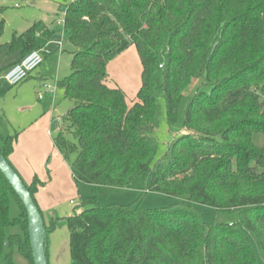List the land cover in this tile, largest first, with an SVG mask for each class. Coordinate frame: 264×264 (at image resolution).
Wrapping results in <instances>:
<instances>
[{
	"label": "trees",
	"instance_id": "16d2710c",
	"mask_svg": "<svg viewBox=\"0 0 264 264\" xmlns=\"http://www.w3.org/2000/svg\"><path fill=\"white\" fill-rule=\"evenodd\" d=\"M64 12L74 51L72 73L58 86L75 105L54 143L64 160L76 155L75 183L130 189L142 178L145 193L175 203L144 210L90 197L47 223L35 198L41 182L23 181L45 222L48 261L49 235L61 226L70 264H257L255 250L264 260V147L253 142L264 135V0H73ZM38 28L15 36L10 51L22 59L43 51L53 35ZM131 47L142 76L129 107L124 91L109 86L108 66ZM186 96L185 133L157 160L161 101L171 127ZM18 135L0 147L16 172ZM12 200L22 212L13 220ZM197 205L238 221L206 225ZM15 228L21 233L9 235ZM15 250L34 264L26 210L0 172V263L15 264Z\"/></svg>",
	"mask_w": 264,
	"mask_h": 264
},
{
	"label": "rangeland",
	"instance_id": "374dc122",
	"mask_svg": "<svg viewBox=\"0 0 264 264\" xmlns=\"http://www.w3.org/2000/svg\"><path fill=\"white\" fill-rule=\"evenodd\" d=\"M72 2L73 0H0V25L4 21V29L0 34V63L7 61V44L13 41L18 32H26L35 24H40V28L48 27L53 35L52 39L64 43L65 52L60 62L57 60L58 54L48 56L45 61L49 65L52 64L53 67L46 83L51 89L56 88V93L44 94L45 97L42 101L38 100L36 91L30 94L28 105L30 104L31 111L36 114L33 129L17 132L19 133L18 140H22V143H25L29 149L27 154V158L31 161L29 168L36 169L37 176L35 175V177L42 184L35 196L37 204L47 223H50L52 217L65 218L71 216L82 205V199L90 197H96L101 206H132L144 210H160L171 207L175 200L168 196L145 193L142 178L135 180L130 189H99L95 191L89 185L77 186L71 173V165L74 163L76 155H72L70 160L66 161L55 146L54 142L61 126L58 119L65 117L75 105L65 99L64 90L58 86L72 73L70 64L74 49L69 43L63 24L64 11ZM59 22L62 25H59ZM62 34L64 35L62 36ZM3 50L5 51L2 52ZM108 74L109 86L121 88L126 94L127 105L131 107L141 87L142 65L137 50L131 47L122 56L111 62L108 66ZM18 88L10 87L6 82L1 81L0 137L6 138L7 134L12 132L8 120L11 117L9 114L13 112L12 109L16 110L19 106L15 96ZM188 100L189 96H186L182 101L178 122L171 127L168 125L165 106L161 101L163 106L161 124L156 133L159 144L157 160L164 157L168 144L172 142L175 136L185 133L183 126L184 111ZM15 134L16 132L13 131L12 135ZM253 142L255 146L263 148L264 135H254ZM2 144L0 141V147ZM21 178L26 184L31 183L22 176ZM71 201L75 204L70 205ZM195 208L201 221L206 225L232 224L238 221V214L217 212L213 208L199 205ZM21 213L17 202L12 200L11 220L21 216ZM17 233L21 232L16 228L8 231L9 235ZM69 236L66 226L57 228L49 235L48 255L50 264H70ZM255 255L257 264H264V260L256 250ZM14 262L15 264H28L18 250L14 251ZM0 264L6 263L2 261Z\"/></svg>",
	"mask_w": 264,
	"mask_h": 264
},
{
	"label": "crops",
	"instance_id": "0c3cea01",
	"mask_svg": "<svg viewBox=\"0 0 264 264\" xmlns=\"http://www.w3.org/2000/svg\"><path fill=\"white\" fill-rule=\"evenodd\" d=\"M44 32H50L48 27H46V26L41 27L37 31V34H38V36H40ZM23 33L18 32L16 34V36H19ZM59 43H61V42L55 41L54 38L51 40V42L43 50L44 55H45L44 63L25 82H23L21 85L17 86L19 88L17 89V93L15 96H16V99H18L17 101L19 102V106L17 107L16 110L12 109L13 112L9 114L11 117L9 118L8 122L11 125L12 132L8 133L7 137L12 136L13 131H15L17 133V132H21V131L26 132V131L30 130V128L33 129V126H34L33 123H34V120L36 119L34 117L36 114H34L31 111L30 104L28 105V100H29L30 94L35 93V91L37 92L36 94H37V97L39 100V95L43 92V86L45 84H47L46 81H48V76H50L52 71H53L52 64L49 65V64L45 63L48 56H52L53 54H58L59 57L57 58V60L60 62L61 57L63 56V53L65 52V49L63 47V50L60 52ZM7 45H8L7 61L5 63H3V62L0 63V90H1V81H4L2 79L3 75L12 66L19 63L23 58L22 53L20 51L11 52L10 51V44H7ZM4 51L5 50H3L2 52H4ZM51 91L52 92H49V93L55 94L56 88L51 89ZM0 93H1V91H0ZM46 93H48V92H46ZM46 93H44V94H46ZM44 97H45V95L43 96L42 100H44ZM42 100H39V101H42ZM58 121H59V119H58ZM6 138L0 137V141L3 143L4 139H6ZM28 150L29 149L26 146V144L22 143V140L19 139L17 144L15 145L14 153L10 156V162L13 165V167L17 170V172L26 181L31 182L33 180V178L35 177V175L37 176V173H36L35 168H33V169L29 168V163H31V161L27 158L28 157V155H27Z\"/></svg>",
	"mask_w": 264,
	"mask_h": 264
},
{
	"label": "water",
	"instance_id": "95a60500",
	"mask_svg": "<svg viewBox=\"0 0 264 264\" xmlns=\"http://www.w3.org/2000/svg\"><path fill=\"white\" fill-rule=\"evenodd\" d=\"M0 172L24 206L34 264H49L47 258L45 222L25 183L0 153Z\"/></svg>",
	"mask_w": 264,
	"mask_h": 264
},
{
	"label": "built area",
	"instance_id": "2783aa9c",
	"mask_svg": "<svg viewBox=\"0 0 264 264\" xmlns=\"http://www.w3.org/2000/svg\"><path fill=\"white\" fill-rule=\"evenodd\" d=\"M64 24V23H63ZM59 25H62L59 22ZM62 42L59 43V50L62 51ZM44 62V52L34 51L22 59L19 63L12 66L2 77V79L10 86L17 87L25 82L32 74H34ZM53 91V90H52ZM51 87L47 84L43 86V93L39 95V100L43 99L44 93L52 92ZM74 205V202H70Z\"/></svg>",
	"mask_w": 264,
	"mask_h": 264
}]
</instances>
